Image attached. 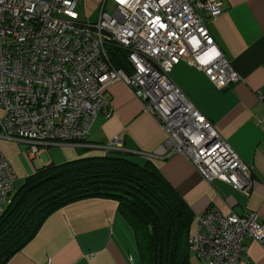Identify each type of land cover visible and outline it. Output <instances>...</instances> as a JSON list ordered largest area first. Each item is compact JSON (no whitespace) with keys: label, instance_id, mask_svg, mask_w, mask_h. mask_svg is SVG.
<instances>
[{"label":"built area","instance_id":"1","mask_svg":"<svg viewBox=\"0 0 264 264\" xmlns=\"http://www.w3.org/2000/svg\"><path fill=\"white\" fill-rule=\"evenodd\" d=\"M111 1V13L103 4L90 23L79 18L80 0H0V140L28 145L34 159L47 145L84 144L97 116L112 114L107 87L121 82L161 125L162 156L179 154L207 182L227 184L248 197L252 167L169 76L185 63L217 90L241 82L207 26L221 4ZM117 49L125 53L127 71L110 60ZM103 149L126 152L119 137ZM15 190V176L0 152V213ZM195 221L189 250L204 264H238L246 241L264 243V223L253 212L224 215L208 208Z\"/></svg>","mask_w":264,"mask_h":264},{"label":"crops","instance_id":"2","mask_svg":"<svg viewBox=\"0 0 264 264\" xmlns=\"http://www.w3.org/2000/svg\"><path fill=\"white\" fill-rule=\"evenodd\" d=\"M197 1L206 0H194V4ZM213 1L221 4L222 11L209 20L208 29L241 82L217 90L202 72L185 63L176 65L169 76L220 137L252 167L248 197L227 184L207 182L179 154L162 156L159 152L166 136L161 125L143 111L139 100L121 82L107 87L112 114L107 119L97 116L84 144L47 145L34 159L28 145L0 142V152L15 176V188L44 166L105 156L108 153L103 146L119 137L129 162L138 166L150 164L185 202L194 218L191 235L195 219L208 208L224 215L253 212L264 223V125L260 123L264 117V0ZM103 4L104 12L107 4L113 9L111 0H80L87 15L99 13ZM19 144L27 149L21 150ZM117 206L114 200L91 198L62 207L6 264H141L133 230ZM192 264L204 263L193 256ZM238 264H264V243L246 241Z\"/></svg>","mask_w":264,"mask_h":264},{"label":"trees","instance_id":"3","mask_svg":"<svg viewBox=\"0 0 264 264\" xmlns=\"http://www.w3.org/2000/svg\"><path fill=\"white\" fill-rule=\"evenodd\" d=\"M124 58L118 49L110 56L127 71ZM91 198L117 202L141 264H192L189 208L150 164L138 166L119 152L50 164L27 177L0 213V264L19 253L52 213Z\"/></svg>","mask_w":264,"mask_h":264},{"label":"rangeland","instance_id":"4","mask_svg":"<svg viewBox=\"0 0 264 264\" xmlns=\"http://www.w3.org/2000/svg\"><path fill=\"white\" fill-rule=\"evenodd\" d=\"M111 4H107L106 7H105V11L108 12V13H111L112 11V8L110 6ZM78 13L80 15V19H82V21H89L90 23H93L97 20V15H98V12L94 13V14H90V15H87L86 12L84 14V11H83V8L80 7V10L78 8ZM2 114V110L0 109V116ZM7 140H0V142H5ZM19 147L21 150H25L27 149V147L23 144H19Z\"/></svg>","mask_w":264,"mask_h":264}]
</instances>
